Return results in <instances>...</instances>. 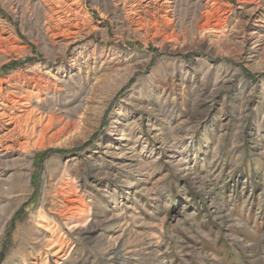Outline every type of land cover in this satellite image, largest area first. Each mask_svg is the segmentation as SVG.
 Wrapping results in <instances>:
<instances>
[{"label": "rangeland", "instance_id": "1", "mask_svg": "<svg viewBox=\"0 0 264 264\" xmlns=\"http://www.w3.org/2000/svg\"><path fill=\"white\" fill-rule=\"evenodd\" d=\"M213 1L0 0V264H264V0Z\"/></svg>", "mask_w": 264, "mask_h": 264}, {"label": "bare ground", "instance_id": "2", "mask_svg": "<svg viewBox=\"0 0 264 264\" xmlns=\"http://www.w3.org/2000/svg\"><path fill=\"white\" fill-rule=\"evenodd\" d=\"M42 1L45 3V6L47 7V9L50 12H52L53 15H55L57 17V20H59V19L62 20L64 18V16H65V18L63 20H66V22H67V20H73L74 22L76 21V19L74 18V16L77 13V11H75L73 9L74 7H72V6H73L74 3L77 2V0H74L73 2H71L68 5H65V3L62 0H42ZM209 1H211L210 3H211V6H212V4H214V1L213 0H206V4ZM136 5L137 4H133L132 5V8L134 9V12H132V14L135 15V16L137 15V13L135 12V7H134ZM130 10H132V9H130ZM62 14H63V16H61ZM139 15H138L137 19H134L133 20L134 23H141V21H142L141 19H143V18L139 17ZM76 26H77V24H74V27L75 28H76ZM12 102L15 105L19 104V106H25L27 104L26 103L27 101H24L22 103H19V101L17 102V101L14 100ZM3 109H0L1 110L0 111V123H1L0 124V130H1V128L3 126H7V125H13V127L10 130H8L6 133L0 135V148H4L5 147V148H8V149H11L14 145H17V146H19L21 148H25V146H26L25 145V142L18 141V139H17L18 136L17 135H20L21 134L23 136L25 134V131H24L23 126H22V122H25V123H26V121L29 122L28 121L29 119L25 118L24 120H20L21 117L19 115H15L13 113L5 112V108H3ZM6 110H9V109H6ZM10 112H11V110H10ZM8 139L11 140L10 142L12 144L6 143V140H8Z\"/></svg>", "mask_w": 264, "mask_h": 264}]
</instances>
